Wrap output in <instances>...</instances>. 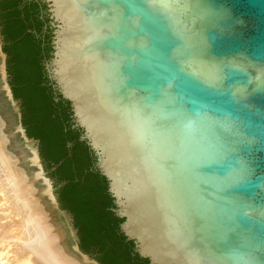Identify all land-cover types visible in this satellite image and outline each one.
<instances>
[{"label": "water", "instance_id": "obj_1", "mask_svg": "<svg viewBox=\"0 0 264 264\" xmlns=\"http://www.w3.org/2000/svg\"><path fill=\"white\" fill-rule=\"evenodd\" d=\"M40 1L50 85L135 253L149 264H264V0ZM7 60L0 28V154L20 183L14 203L54 257L102 264L82 249L27 132Z\"/></svg>", "mask_w": 264, "mask_h": 264}, {"label": "trees", "instance_id": "obj_2", "mask_svg": "<svg viewBox=\"0 0 264 264\" xmlns=\"http://www.w3.org/2000/svg\"><path fill=\"white\" fill-rule=\"evenodd\" d=\"M40 0H0V28L8 54L10 83L21 100L23 122L40 152L63 208L79 229L81 247L102 264H149L120 231L108 183L92 170L96 157L82 131L72 127L68 101L55 94L45 62L52 57V30Z\"/></svg>", "mask_w": 264, "mask_h": 264}, {"label": "bare ground", "instance_id": "obj_3", "mask_svg": "<svg viewBox=\"0 0 264 264\" xmlns=\"http://www.w3.org/2000/svg\"><path fill=\"white\" fill-rule=\"evenodd\" d=\"M8 170L7 159L0 154V225L6 232H14L0 237V264H65L54 257L47 232L30 226L35 217L25 216L21 205H15L13 195L19 192L20 183Z\"/></svg>", "mask_w": 264, "mask_h": 264}, {"label": "rangeland", "instance_id": "obj_4", "mask_svg": "<svg viewBox=\"0 0 264 264\" xmlns=\"http://www.w3.org/2000/svg\"><path fill=\"white\" fill-rule=\"evenodd\" d=\"M4 206V205H3ZM2 208H4V207H2ZM5 222V221H4ZM3 227H1V225H0V237H3L4 235H6V236H10V235H12V234H14V232H6L4 229H2ZM21 229H17V231H20ZM5 252L7 253V254H9V252L7 251V250H5ZM11 252V251H10ZM28 253H30V252H28ZM31 254V253H30ZM12 256H14L13 254H12ZM31 256H32V254H31Z\"/></svg>", "mask_w": 264, "mask_h": 264}]
</instances>
